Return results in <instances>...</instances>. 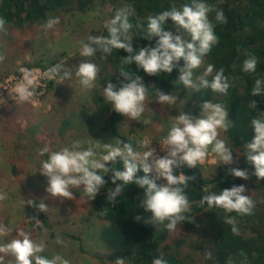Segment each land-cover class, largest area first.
I'll return each mask as SVG.
<instances>
[{
  "label": "clouds",
  "instance_id": "obj_1",
  "mask_svg": "<svg viewBox=\"0 0 264 264\" xmlns=\"http://www.w3.org/2000/svg\"><path fill=\"white\" fill-rule=\"evenodd\" d=\"M213 11L212 6L204 0H191V3L181 7L173 5L156 16L148 18L144 39H155L154 47H140L137 51L133 47V40L129 35L133 25L129 17L134 14L131 5H127L116 11L114 17L104 25L107 36H91L88 42L83 43L80 55L89 59L83 60L77 67L75 75L83 89L96 87V81L100 69L91 58L96 56L99 50L104 54H111L113 49L124 50L128 53L123 57L122 63L135 64L138 68L150 76H158L162 73L171 74L181 60L184 66L179 68L178 81L184 87L192 88L196 92L200 89H211L215 93L226 95L230 88L228 77L221 68L215 71V66L208 64L201 75L194 79V70L199 69L204 63V57L209 54L212 47L219 43L215 34L214 25L208 15ZM216 21L226 23V17L222 10H216ZM171 21L176 27L175 32L166 30L164 24ZM6 21L0 18V30H5ZM59 24V18H49L41 27L46 32ZM158 38V39H156ZM6 59V55L0 52V63ZM258 60L255 56H249L243 62V71L254 73ZM23 72L24 70L21 69ZM59 75L61 80L70 79L72 72L63 65H56L50 70ZM126 83L119 87L108 82L103 87V97L107 104L112 105L113 111L119 115L128 117L129 120L139 121L145 111V101L148 99V90L142 77L132 78L127 72H121ZM212 76L209 80L208 77ZM27 79V75L25 77ZM32 81L29 79L28 84ZM16 97L20 101H27L34 95V89L25 87L23 83L15 89ZM264 93V81L256 79L252 89V95ZM177 97L165 94L159 90L156 101L161 105L167 103L174 105ZM202 109L200 117L195 118L184 112L175 117V123L171 126L166 138L160 142L166 155L158 157L147 140L138 141V145L147 149L143 153L135 151L131 143L120 142L113 146L105 143V153L98 155L94 145L87 149L75 150L63 148L59 151H50L48 147L39 150V155L48 154V159L41 162L40 174L47 180L46 192L54 198L72 199V189L83 187L89 200H94L96 195L104 188L107 181L106 173L111 172V183L115 187L108 191L107 199L111 204L117 202V197L123 192L126 185L135 184L144 190V199L140 207L144 212L151 213L146 223L153 225L165 224L169 231H175L177 225L186 221L184 213L188 212L191 204L185 190L189 181L195 177H189L183 172L175 174V170L187 165L188 168H196L198 163H203L209 154V150L215 153L224 165L234 162L232 150L226 146L224 140L218 138L219 130L227 131L230 127L228 110L221 104L205 101L200 105ZM147 123V121H145ZM254 135L246 144L244 153L246 161L254 166V175L257 180H264V113L260 117L251 120ZM79 142H76V147ZM123 162V170L110 169L108 165L117 160ZM144 175H137L140 171ZM237 178L249 179L247 170L239 168L229 169ZM164 179L166 184L158 185L157 180ZM207 193L200 204L205 203L209 208H222L226 212L235 211L239 215H251L255 207L250 196H246V188L243 185L233 186L231 189H223L219 194L211 191V186L203 188ZM7 199V194L0 192V201ZM27 205L37 208L38 211H46L48 205L44 199H40L37 205L32 199L26 200ZM139 221L141 216H137ZM227 224L232 225V232L239 235L234 218L226 217ZM8 227L0 224V234H7ZM63 244V241L57 240ZM45 250L42 243L35 242L29 233L19 230L17 238L0 244V264H5V257H12L10 264H71V261L61 255L51 259L41 255ZM211 258V253L206 254ZM115 264H125L123 258H117ZM153 264H167L163 258H156Z\"/></svg>",
  "mask_w": 264,
  "mask_h": 264
},
{
  "label": "trees",
  "instance_id": "obj_2",
  "mask_svg": "<svg viewBox=\"0 0 264 264\" xmlns=\"http://www.w3.org/2000/svg\"><path fill=\"white\" fill-rule=\"evenodd\" d=\"M97 0H0V18L6 21L7 26L23 29L31 26H42L53 14L76 11H87ZM111 2H113L111 0ZM212 6L213 11L208 15L214 25L215 34L219 43L203 59V65L212 64L215 71L224 70L228 77L230 88L226 95L215 93L211 89H200L199 92L185 88L178 81L179 68L184 66L181 60L171 74L150 76L135 64H123V57L127 52L113 49L111 54L100 53L101 75L97 86L93 89L92 99L101 114L102 129L108 135L117 140L118 144L131 143L136 150L138 142L130 135L123 132L127 117L119 115L107 104L103 97V87L108 82L118 87L126 83L120 73L127 72L132 78L140 76L148 90V96L156 101L159 90L165 94L183 97L189 93L192 115H200L205 101L221 104L228 110L230 127L226 131L229 142L239 150L240 156L236 164L217 165L208 168L211 171L206 175L202 166L188 168L182 166L175 170V174L183 172L189 177H195L189 181L185 190L191 208L184 213L186 221L181 226L186 230L195 228V220L204 219L203 238L198 244L191 247L199 249L204 254L203 264H264V180H257L251 173L254 166L246 161L244 153L246 144L251 141L254 129L251 120L260 117L264 113V93L253 96L252 89L256 79L264 81V0H204ZM191 3V0H125V6L131 5L134 14L129 17L133 25L129 32L133 40V47L138 51L140 47H154L155 39H144L148 18L156 16L173 5L181 7ZM216 10H222L227 22L216 21ZM166 30L175 32V25L169 20L164 24ZM105 29L103 35L107 36ZM158 39V38H156ZM249 56H255L258 60L254 73L243 71V62ZM203 72L202 66L194 70V79ZM209 80L212 76L208 77ZM157 102V101H156ZM69 122L64 121L61 133L68 129ZM110 169L123 170V162L119 159L108 165ZM239 168L247 170L250 178L245 180L234 177L229 169ZM207 169V170H208ZM107 181L104 188L92 200L95 216L101 222L107 223L99 231L98 239L107 251V255L101 257V261L113 262L117 258H123L132 264H153L154 259L163 258L167 264H191L189 256L183 253L185 237L173 236L165 224L153 225L146 223L151 213L144 212L140 207L144 199V190L135 184L126 185L123 192L117 197V202L111 204L107 199L108 191L115 185L111 183L112 173L103 174ZM137 175H144L142 170ZM157 184L160 185L157 180ZM252 184L257 190V199L251 215H239L235 211L229 213L222 208H209L205 203L200 204L201 198L206 195L203 188L211 186V191L219 194L223 189H231L233 186ZM141 216V220L136 217ZM226 217L234 218L239 235L232 232V225L227 224ZM211 253V258L207 257Z\"/></svg>",
  "mask_w": 264,
  "mask_h": 264
},
{
  "label": "rangeland",
  "instance_id": "obj_3",
  "mask_svg": "<svg viewBox=\"0 0 264 264\" xmlns=\"http://www.w3.org/2000/svg\"><path fill=\"white\" fill-rule=\"evenodd\" d=\"M112 1L97 0L84 12L72 10L53 14L50 18L58 17L59 24L46 32L41 26L19 29L5 25V30H0V52L6 55V59L0 63V82L21 66L39 67L53 76L48 93L40 102H36V106L32 103L0 101V140H4L0 141V192L7 194V199L0 201V221L7 220L10 225L5 226L8 228L12 223H20L21 230L28 225L25 232L35 242L44 244L45 250L53 253L52 256L61 255L71 264H115L101 261L107 251L99 241L98 234L107 223L96 218L92 200L88 199L83 187L72 189V199L61 200L46 192L47 180L39 172L41 162L48 159V154L40 156L38 153L44 147L50 151L66 147L84 150L91 144L100 155L105 153V143L119 145L102 129L101 114L92 99L94 88L83 89L75 75L79 64L89 59L80 55L83 43L88 42L91 36L103 35L105 23L125 5V0ZM99 57L97 51L96 56L91 58L100 69L96 86L101 75ZM56 65L70 70L72 77L61 80L59 75L50 71ZM206 66L202 65L203 71ZM193 90L189 88V92ZM189 96V93L183 97L173 96L177 97L174 105H161L148 96L140 120L132 121L127 117L123 132L137 142L166 137L180 112L200 117L191 114ZM64 121H68L69 126L62 134L60 129ZM218 138L235 151L239 160L240 152L229 142L226 131L219 130ZM76 142H79L78 147ZM13 147L19 148L16 154H12ZM2 154L10 155L9 166L5 167L7 161L4 163ZM203 168L208 175L211 171L208 168L212 167ZM158 181L160 185L167 183L164 179ZM243 186L246 188L244 195L257 199V190L252 184ZM27 199H32L37 205L40 199H44L48 205L45 213L27 205ZM195 223L193 230L177 226L172 234L176 236L181 233L179 236L185 237L183 253L189 256L191 264H203L204 254L191 245L200 246L201 241L197 240L203 238L204 219L196 218ZM58 239L63 244L58 243ZM5 260L11 262L10 257Z\"/></svg>",
  "mask_w": 264,
  "mask_h": 264
},
{
  "label": "built area",
  "instance_id": "obj_4",
  "mask_svg": "<svg viewBox=\"0 0 264 264\" xmlns=\"http://www.w3.org/2000/svg\"><path fill=\"white\" fill-rule=\"evenodd\" d=\"M21 69H23L24 71L22 72ZM26 75H27V79H25ZM29 79L32 81L31 84H28ZM52 81H53V76L49 74L48 70H43L42 68L39 67L21 66L17 72H15L14 74L10 75L8 78L0 82V101L2 103H10V102L32 103L34 106H36L37 105L36 102H40L44 98V96L48 93ZM21 83H23L25 87L34 89V95L27 101H20L16 97L15 89ZM165 138L166 137H163L159 140H147L152 150L156 152V155L158 157H163L166 155V151L163 149L160 143ZM146 150L147 149L137 145L135 151L143 153ZM232 152H233L234 162L229 165H233L234 163H236L235 161H238L235 151L232 150ZM197 165L202 167H214L217 165H224V163L219 159V157L215 153H212L211 150H209V154L204 160V162L198 163Z\"/></svg>",
  "mask_w": 264,
  "mask_h": 264
},
{
  "label": "crops",
  "instance_id": "obj_5",
  "mask_svg": "<svg viewBox=\"0 0 264 264\" xmlns=\"http://www.w3.org/2000/svg\"><path fill=\"white\" fill-rule=\"evenodd\" d=\"M0 141H4V140H0ZM18 149H19L18 147L16 149L14 147L11 148V150L14 151V153H12V154H16V152H17ZM1 157H3L5 159L4 160V163L7 161V163L5 164V167L6 166H9V164H10V162H9L10 155L2 154ZM5 167H3V168H5ZM11 168H12V166H11ZM0 224H4V225L5 224H9L10 225V223L7 220H5V219L1 220L0 221ZM28 227L29 226L26 225V227L24 229H22V230L25 232V231L28 230ZM11 228H8L7 234H0V244L6 243V242H8V241H10V240H12L14 238H17L18 232H16V231L17 230L19 231V229H20V223H12ZM43 254L45 255V257H47L49 259H51L53 257L52 256L53 253H50V252L48 253V251H46V250H44V252L42 253V255ZM5 258H7V257H5ZM10 258H11V261H13V258L12 257H10ZM9 263H10V260H5V264H9Z\"/></svg>",
  "mask_w": 264,
  "mask_h": 264
}]
</instances>
